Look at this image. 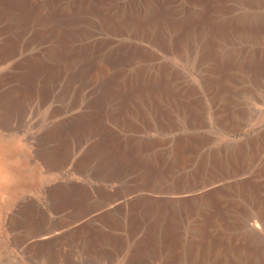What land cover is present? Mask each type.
I'll return each mask as SVG.
<instances>
[{
	"label": "rangeland",
	"instance_id": "obj_1",
	"mask_svg": "<svg viewBox=\"0 0 264 264\" xmlns=\"http://www.w3.org/2000/svg\"><path fill=\"white\" fill-rule=\"evenodd\" d=\"M103 1L104 0H58L56 3V0H32V11L34 16L32 19L34 25V34L36 36L43 38V40L45 41V45L51 50H53V52H56V53H52L50 60V65L54 70L51 77V80L53 79L51 81V89L54 90L55 93H59L62 91L63 93L62 92L61 93H62L63 103L67 105L65 106L63 104L65 106V108L63 109L65 114L59 116L58 118L68 117V116L71 117V116H75L76 114L80 118L81 116H84L86 114L84 117L91 118L92 120L94 119L93 123L95 127L98 126L97 127L98 130L100 129L102 131H106L104 133H111L114 130L116 137H121L122 135L124 138L131 135L132 133L137 134L135 130L136 129L139 130L141 128L140 124H143L142 121L145 118L144 130L139 132V134L145 136V138L150 139L151 137H159L161 140L163 139L162 141H164L165 139V141L167 142L166 147H168L172 144L173 141L177 140L181 136L199 134L200 136H203L205 140H204V144L200 143L201 146L198 147L199 149L196 150L197 152L194 151V155H197V153H199V155L202 153L203 155L209 154V156L217 155L221 159L224 158L223 160L226 161L228 160V156L231 154V150L234 151L239 146L242 147V145L243 146L249 145V143L253 142L254 140H260L262 138V136L264 135V0H224L225 2L223 0H219L220 2L215 0H209L208 10H206L207 4L202 2V0L201 2L199 0L195 3H192V5H190L189 0H183L182 7L180 4L182 0L174 3V5L176 4L178 6L175 12L177 13L179 11V15L187 14V12L191 9L193 10L195 9L197 13H200L202 11L204 16L201 17L200 23H202V18L204 19V22L212 21L213 18L214 20H217L218 18L221 19L223 17V14L225 15V12L228 10V8L231 7L233 10V14L237 18H239V22L237 29L235 30L234 33L228 34L226 37L222 36L221 39L219 40L217 39L215 41L214 44L215 46L213 45L217 49L216 51L220 55V57L226 58L228 61V63H226L227 69L225 68V72L222 75V81L224 83L222 84L221 88L223 94L218 96L216 102L218 106H223L221 108L222 111L220 110V113L224 115L225 121L228 124V128L224 129L222 126L217 125V123L215 122V109L214 107L213 108L210 107V105L208 104L207 95L200 84L202 75L205 73L204 68L206 67V71H207L209 65H212V60L208 61V63L207 60L206 63L204 60V65L200 67L197 66L196 64L195 65L188 64L186 62V59H181V57L178 55V52H180L179 54H185V53L186 55L189 54L190 53L189 49L191 48L193 50L192 53H194V55L192 54L191 58L195 59L194 56H196L197 49L201 47L200 40L206 38L204 37V35L205 36L208 35V32L206 31L205 32L203 31V33L201 34L200 33L201 30L198 27L195 33L193 34V36H191L192 39L189 38L185 42L186 43L185 45H182L184 41L183 39L185 38L184 37L185 34L184 32L180 33V37L178 38L177 41L178 43H176L177 45L174 43L173 47L170 48L171 55L167 52H163V51L162 53L160 52L161 58L159 59V61L163 63L168 62L176 67V75L173 71L172 73L167 74L166 73L167 71L163 69L162 72H160L158 75L157 82H161L162 84L165 83L163 85L167 90L166 94L170 91L168 94H170L171 96L172 95L175 96L174 98L175 102L172 108L174 114L172 115L171 124H170L171 126L174 127H172L173 129L167 131L165 130V132L159 130V126L157 127L156 125L155 127H157V129L156 130L154 129L155 119H154L153 111L152 110L147 111V108L146 109L144 108L145 104L144 105L143 103L141 104L139 111L140 114L137 115L135 113L136 115H133L134 117H132V114L130 113L136 98L134 94H136L137 92L136 90H138L137 87L139 86L138 83L139 76L137 75L135 70L136 69L141 70L143 64L146 66V63H144L143 60L142 62L141 59L138 58V56H141L142 51L140 52V50L142 49V45H148L152 49L158 50L155 46H152L147 42L148 35L142 32V29L137 30V28H135L137 27L138 23L136 22H135L136 24L134 23V21L136 20L137 22L140 23L141 26H143L142 24L148 20L147 13H149V10L151 8L150 2L152 0H143V2H141L142 0L139 1L136 0L137 2L133 0L132 4L130 3L132 2V0H105L104 2ZM83 3L84 5H82ZM143 3L147 7V9ZM214 3L216 4V6ZM98 5H99V9H98ZM125 5L128 7L126 8ZM176 5H175V9H176ZM203 7L205 9H203ZM59 8L60 10H58ZM96 8L98 11H96ZM220 8L223 9L222 10L223 12L220 10ZM141 9L144 11H142ZM92 11L93 12L95 11L96 13L94 12L93 14ZM106 12L108 14H106ZM57 13L58 16L56 15ZM105 15H107V17ZM140 17L141 19H139ZM57 18L60 19L57 20ZM35 19H37V21L39 20L38 21L39 24L38 22H36ZM62 19L63 21H61ZM65 20L66 21L68 20L67 21L68 23H66ZM57 21H59L58 24ZM133 24L136 26H134ZM62 25H64V27L61 28ZM127 25L130 26V28ZM112 26L115 27L114 28L115 32H113L112 29L110 28ZM132 26L137 30L136 31L137 34L134 33L135 29ZM116 27L117 28L119 27L121 29H117ZM104 28L106 32L104 31ZM92 31L94 33V36ZM123 31L126 34H124ZM122 33L123 35H121ZM197 33L198 35L199 34L201 35L199 39L198 37H196ZM143 34L146 35L145 38L143 37ZM178 34H179L178 32L175 33L174 31L169 33V35H171L170 38L171 39L173 38V40L174 38L175 40H177L176 37ZM136 35L138 39L136 38ZM74 36L76 37L75 39L79 38V41L77 40L78 42L74 39ZM210 36H211L210 39L214 40V36L212 33L210 34ZM88 43L89 44L93 43V45L90 44L92 47ZM94 44L96 45V47ZM192 44L194 45V47L191 46ZM60 46L61 48H63L61 52L54 51L57 50V48H59ZM175 46L176 47L178 46V48L176 49ZM86 47L89 50L85 49ZM99 47L101 50L99 49ZM181 47L182 49L184 48L186 49L188 48V49L182 50L180 49ZM36 50L37 49L35 48V51ZM97 51L99 55L97 54ZM89 52L91 53L90 54L91 56L88 54ZM97 56L98 58H95ZM128 56L129 58H127ZM131 56L133 58H131ZM250 56H252L253 60L255 61L254 63L255 65L252 64V66H250L251 65L249 64L251 61ZM90 57H92V59ZM62 58L65 59L64 62ZM122 59L125 61V63ZM85 63H87L88 65ZM106 69L108 70V72H106ZM105 72L109 74L107 75L108 77H106ZM86 73L88 74L86 75ZM117 73L118 75H116ZM135 74L136 77H134ZM177 75H179V77ZM84 77L86 78V80L88 81L90 80V81L89 82L85 81ZM127 77H129L128 78L129 80H126ZM165 78H167L166 79L167 81L165 80ZM111 81L113 83H111ZM126 81H128V83H126ZM118 82L120 83V85H118L119 84ZM80 84L83 87L80 86ZM127 84L128 86H125ZM170 85L174 87H171ZM190 85L192 87H190ZM120 86H123L125 89ZM102 87L105 88L103 89ZM118 87L122 89H119ZM101 88L102 91L100 90ZM192 88H194L195 90H192ZM116 90H118V92L121 90L122 93L120 91V93L118 94ZM125 91L127 93H125ZM121 94L123 95V97ZM133 96H135L134 99ZM201 97L203 98L204 102ZM146 100L147 98L145 96L144 102H146ZM180 100H182V103ZM192 100L194 102H192ZM168 101L170 102L171 99H169ZM116 102L119 105H116ZM54 103L55 106L60 104L59 102H55V101ZM96 103L98 106L97 105L95 106ZM183 103H184V107H183ZM128 104H130L131 106ZM186 105H188L189 107ZM50 106H52V104L47 103V105H45L44 108L36 107L33 113L32 123L39 121V118L42 119V114L44 113V110H46ZM119 108L121 109L122 113ZM167 108H169V106ZM116 109H118L119 111ZM135 109L134 111L136 112L137 109L136 110ZM123 110L124 111L126 110V112H124ZM180 111L181 112L183 111L182 112L183 115L179 114ZM223 111L225 112L223 113ZM142 112L143 115L141 116ZM185 112L187 113L185 114ZM102 115H104L106 119ZM116 115H118L117 116L118 120H115L117 119ZM199 115L200 116L204 115V117L200 118ZM124 116L125 119L123 118ZM191 117L194 118L193 123L189 122ZM228 117L229 119H227ZM102 118H104V120ZM195 120L197 121L195 122ZM191 124L194 125L191 126ZM204 124L206 125L205 127ZM127 125L129 126V128ZM95 127L94 130H96ZM175 127L177 129H175ZM38 128L40 129V126L36 125L33 128V131L37 130ZM110 128L113 130H111ZM90 131H91L90 129H86L83 135L78 134L79 137L77 136L76 138L78 140L81 139L80 140L81 143L79 142L78 144L75 143L76 140L74 142L72 140L73 136L75 135L70 134L68 136L69 154H71V157L73 156L74 157L71 159L72 163H68L66 165L65 172L72 169L74 165L73 162L75 161V159H77L78 157L84 158V153L87 150V148L93 145V140L96 138L92 137L93 135L92 133H90ZM94 135L97 137L95 133ZM80 136H84V137H80ZM90 136L92 138H90ZM208 138L211 139L207 141ZM70 141L72 142V144ZM205 143H207V145H205ZM76 147L77 148L79 147L78 150H75L77 149ZM146 152L148 153V151L144 150L142 155L147 158L149 155ZM164 156L166 155H164L163 153V158H161V161H163L164 163L162 162L161 164L166 165L167 162L168 166L167 165L164 166L165 176L164 178H162V181H160L158 186L161 190L169 185L172 175H178L181 171L180 168L177 167L175 169L176 171L174 170V172L173 171L170 172L171 166L168 164L167 157ZM96 159L97 158L93 156L88 157L86 160L91 162L85 161L84 159L85 162H83V165H81L82 170L80 171L81 173L80 182L82 183H80L81 186H80L79 196L82 197V199H84V201H81V203L83 204L85 203L84 204L85 211L83 210L79 212L78 207H75L76 208L75 209L69 207L70 206L69 204H66V206L64 205L65 207L63 208V210H60L58 214L54 213L53 210H50L52 209V206H50L48 200L45 199L44 196L45 193L43 194L44 190L43 192H39V190H41L40 188H35L37 189L36 192L30 191L29 193H26L27 196L25 195L24 192L17 194V197H15L12 201L11 208L8 210L9 214L12 215L13 217V221L9 222L10 220L7 218L6 214L0 215V264H264V229H262L260 225L257 226V222H256V214L258 209L260 207H264V141L260 143V148L257 151L254 159L245 158L244 160H242V163L239 164L240 171L238 173H241L240 177H243L244 180H246L248 183H251V185L254 188L253 192H249L247 189L244 191L238 189L237 190L238 192L230 190L226 199L222 201H218L217 206L219 205V207L215 206L216 207L215 210H219L221 212V213L219 212L220 217H215L216 215V213L214 214L215 210L213 211L209 209L205 210L203 207L200 206L191 207L190 204L189 206H185L184 209L180 207V205L177 204L176 202L172 204L169 203L168 207H166L168 208V210L165 207L163 208L157 206V208H155L154 210L151 209V212L149 214L147 213V215H145V213H143L144 215H142V212L140 213V211L139 212L136 211L133 214V217H131L129 220L124 219L123 222H121L123 224L120 225V223H118L116 224V226L114 225L113 228L111 226L110 227L104 226L101 223L102 226L101 225L98 226L97 232H100L101 233L100 235L103 237L104 234L106 233L115 234V236H113L115 237V239L113 238L112 241L110 240L107 241L105 237L104 238L101 237V239H94L93 237L90 238L89 236L81 237L79 235L80 234L79 232L78 233L74 232V230L72 229L78 226L79 224L78 221L80 222L86 221V219L92 217V215L89 216L88 214L90 213L95 214L96 212L99 211L100 208H102L104 204L102 202L103 199H101L102 194L100 193V191L102 192V190H104L105 188L111 187V190L115 192L116 189L119 190L123 189L124 184H126L127 187L135 184L137 186L138 184L137 177L140 176L139 174L134 173L133 168L129 164L127 167H124L125 169L122 167L123 169H121L120 172L118 171L119 170L118 169L116 170L118 172L114 173L111 172L112 170H114L110 163L111 158L108 159L98 158L97 160ZM101 160H103L102 161L103 163L100 162ZM107 162L109 165H107ZM89 164L90 166L87 167ZM161 164H159L160 168L162 166ZM226 165L227 164H225V166ZM83 169H85V173ZM126 170L127 172H124ZM1 172L2 171L0 169V178L2 176ZM97 173L99 174V176H97ZM39 174L40 171L37 173L38 180L40 177ZM63 176L64 175L60 176V179L62 178V180L65 181V178ZM93 176L95 177L97 176V177L95 178ZM231 180H229L230 183L233 182V178H231ZM20 186L21 185H19L18 187ZM98 188L99 190H97ZM29 196L30 198H28ZM27 200L28 201L31 200L34 203V206L37 204L36 205L37 210L33 212V214L35 215H32L31 218H25L24 215L17 213L18 207L27 204L28 202ZM2 201L4 202V200ZM31 201H29L28 203H31ZM14 203L17 206H15ZM81 203H79V206ZM37 206H40L45 211V215H43L44 218L43 217L40 218L38 214L40 212ZM75 206L78 205L76 204ZM203 217H205L206 220L209 219L207 220L210 222V223L208 222L209 229L212 233L214 232L213 234H209V237L214 238L215 244L217 242V248L213 249L210 252V254L206 256H204L202 252H200L197 255V257L195 254L196 258L193 262H191L188 260L190 254L188 250L185 248L184 243L190 239L197 238L195 225H197L198 220H201ZM58 221H61V223L64 224L63 227L61 228L56 227V225H58V223L56 222ZM217 221L220 223H218ZM98 222L99 220L93 221L91 223L90 222L85 223L84 226L86 225L85 227L92 228L98 225ZM128 222L130 225L128 224ZM58 233L61 235H59ZM56 234H58L59 236L54 237ZM37 239L40 241H38ZM139 243H141L142 247L141 249L137 250L136 248Z\"/></svg>",
	"mask_w": 264,
	"mask_h": 264
},
{
	"label": "bare ground",
	"instance_id": "obj_2",
	"mask_svg": "<svg viewBox=\"0 0 264 264\" xmlns=\"http://www.w3.org/2000/svg\"><path fill=\"white\" fill-rule=\"evenodd\" d=\"M57 1L58 0H56V3H57ZM177 1H180V0H152L150 2L151 8L149 10V13H147V15H148L147 19L148 20L142 24L143 26H141L140 23L137 22L136 20L134 21V23L135 22L138 23L137 27H135V28H137V30L142 29V32H144L146 35H148L147 36L148 37L147 42L150 45L155 46L158 50H154L148 45H142V49L140 50V52L142 51L141 56H138V58L141 59V61L143 60L144 63H146V66L143 64V67L140 66L142 68L141 70H139V69L135 70L137 75L139 76V78H138L139 86L137 87L138 88V90H136L137 92L135 91L136 94H134V95L136 96V98H135V101L133 103V107L131 108L130 113L132 114V117H134L133 115L140 114V112H139L140 106L143 103V105L145 104L144 108L145 109L147 108V111H149V110L153 111L154 119H155L154 127H155V125L157 127L159 126V130L164 131V132H165V130L167 131V130L173 129L172 127H174V126H171L170 124H171L172 115L174 114V111H172V108H173V105L175 102V99H174L175 96H173V95L171 96L170 94H168L170 92L169 90H168L169 92L166 94L167 90H166L165 86L163 85L165 83L162 84L161 82H157V81H158V75L160 72H162V69L167 71L166 72L167 74H170L173 71L176 75V67L173 66L172 64L168 63V62L163 63V62L159 61V59L161 58L162 51L167 52L169 54L171 53L170 48L173 47L174 43L175 44L178 43L177 41H178V38L180 37L181 32H184V34H185L184 35L185 38L183 39L184 41L182 44V45H185L186 44L185 42L189 38H191V36H193L195 31L199 27L201 30L200 31L201 34L203 33V31L204 32L206 31V32H208V35L207 36L204 35V37H206V38H204L203 40H200V46L201 47L199 49L196 48L197 53H196V56H194L195 59L191 58L192 54L194 55V53H192L193 50L191 48L189 49V52H190L189 54H187V55H186V53L185 54H179L180 52H178V55L181 57V59H186V62L188 64H191V65L196 64L197 66H200V67L204 65V60H205V63H206V60H207V63H208V61L212 60V65H209V67L207 68V71H206V67L204 68L205 73L202 75V79H201L200 84H201V87L204 89V91L207 95L208 104L210 105V107H212V108L214 107V109H215V122L217 123V125L222 126L224 129H227L228 124L225 121L224 115L222 113H220V110L223 106H218L216 102H217L218 96L223 94L222 88H221L222 84L224 83L222 81V75L225 72L226 63H228V61L226 58L220 57V55L216 51L217 49L214 47L215 46L214 44H215V41L217 39L218 40L221 39L222 36L226 37L228 34H232L235 32V30L237 29V26H238L239 18H237L233 14V10L230 7L225 12V15L223 14V17L221 19L218 18L217 20H214V18H213L212 21L204 22V19L202 18V23H200L201 17L204 16L202 11L200 13H197V11L195 9L194 10L191 9L189 11L187 10L188 11L187 14L179 15V11L177 12L178 14L175 12V10H177L178 6L175 4L176 5V9H175L174 3H176ZM197 1H199V0H189L190 5H192V3H195ZM215 1L220 2L219 0H215ZM135 2H137V1L135 0ZM141 2H143V0ZM200 2H201V0H200ZM202 2L207 4L206 10H208L209 0H204V1L202 0ZM130 3L132 4L133 0ZM180 4L182 7L183 0ZM82 5H84V3ZM144 6H145V4H144ZM215 6H216V4H215ZM127 7L128 6H126V8ZM205 7H206V5H205ZM98 9H99V5H98ZM133 9H134V6H133ZM146 9H147V7H146ZM203 9H205V8L203 7ZM58 10H60V8ZM220 10L222 11L223 9L220 8ZM96 11H98L97 8H96ZM142 11H144V10H142ZM56 12H58V11H56ZM94 12L92 11L93 14H94ZM119 13H120V11H119ZM106 14H108V13L106 12ZM56 15L58 16V13ZM112 15H114V14H112ZM105 16L107 17V15H105ZM33 17L34 16H33V11H32V0H0V169L2 171L1 172L2 176L0 178V199L4 200V202L2 200H0V202H1L0 203V215L6 214L7 218L10 220L9 222L13 221L12 215H10L8 212V210L11 208V204H12L13 199L15 197H17V194H19L21 192H24L25 195H26V193H29L30 191L36 192L37 189H35V188H40L41 190H39V192H43V190H44L43 194L45 193L44 194L45 199H47L48 202L50 203V206H52V209H50V210H53L54 213H56V214H58L60 212V210H63V208L66 206V204H69L70 205L69 207H71V208L78 207L79 212H81L83 210L85 211V208H84L85 203L84 204L81 203V201H84V199H82V197L79 196L80 186H81L80 183H82V182H80V179H81L80 178V175H81L80 171L82 170L81 165H83V162L88 161L86 159L88 157H91V156H93L97 159L98 158H101V159L111 158L110 163L112 165V168L114 169L111 172H114V173H116L118 171L120 172L121 169H123L124 167H127L129 164L133 168L134 173L139 174L140 177H137V181H138L137 186L135 184V185H130L127 187L126 184H124L123 189H120V190L116 189L115 192H113L111 190V187L105 188L104 190H102V192L100 191V193L102 194V196L101 195L100 196L102 197L101 199H103L102 202L104 205L95 214H92V213L88 214L89 216L92 215V217H94L95 219L92 217H91L92 218L91 219L89 217V219H86V221H83V222L78 221V223H79L78 226H76L72 229V230H74V232H77V233L79 232L80 233L79 235L81 237L89 236L90 238L93 237L94 239H101V237H103V236L100 235L101 234L100 232H97L98 226H100L101 223L104 226H107V227L111 226L113 228L114 225L116 226V224H118V223H120V225L123 224L121 222H123L124 219L129 220L131 217H133V214L136 211L137 212L140 211V213L142 212V215H144L143 213H145V215H147V213L149 214L151 212V209L154 210L155 208H157V206L166 208V207H168L169 203L172 204L175 202L177 204H179L180 207H182V208H184L185 206H189V204H190L191 207L200 206V207H203L205 210L209 209V210L213 211L216 209L215 206H217L218 201H222V200L226 199L230 190L237 191L238 189H240L241 191H244L247 189L249 192H253L254 188L251 185V183H248L246 180L243 179V177H240L241 173H238L240 171V165L239 164H241L242 160H244L245 158L246 159H251V158L254 159L257 151L260 148V143H262L264 141V135L262 136V138L260 140H254L253 142L249 143V145H244V146L242 145V147L239 146L234 151L231 150V154L228 156V160L226 161V160H223L224 158L221 159L217 155L209 156V154L203 155V153L200 155H199V153H197V155H194V151L198 150L199 149L198 147L201 146L200 143L204 144V140H205V138L203 136H200L199 134L198 135H196V134L192 135L191 134V135L181 136L177 140L173 141L172 144L168 147H166L167 142L165 141V139H164V141H162L163 139L161 140L159 137H151L150 139L145 138V136L139 134V132L144 130L145 118L142 121L143 124H140L141 128L139 130H137V129L135 130V132H137V134L132 133L131 135L127 136L126 138H124L122 135H121V137H116V135L114 133L115 131L111 128L110 129L113 130V132H111V133H104L106 131H102L100 129L98 130L97 129L98 126L95 127V125L93 123L94 119L92 120L91 118L84 117L86 114L84 116L80 115L81 116L80 118H79V116H77V114L75 116H71V117L68 116V117L58 118L59 116L65 114L63 109L67 105H65L63 103V100H62V93L63 92L61 91L62 93L61 92L55 93L54 90L51 89V81L53 80V79L51 80V77H52L54 70L52 69V66L50 65V60H51L52 53H56V52H53V50H51L50 48H48L45 45V41L43 40V38L36 36L34 34V25H33V19H32ZM47 17H48V15H47ZM129 17H130V15H129ZM137 18H138V16H137ZM59 19L57 18V20H59ZM126 19H127V17H126ZM139 19H141V17ZM35 20H36V22L39 21V20L37 21V19H35ZM91 20H92V18H91ZM61 21H63V19ZM67 21H66V23H68ZM58 22L59 21H57V24H58ZM120 22H122V21H120ZM242 22H243V20H242ZM112 23H113V20H112ZM125 23H128V22H125ZM38 24H39V22H38ZM55 25H56V23H55ZM121 26H123V25H121ZM134 26H136V25H134ZM62 27H64V25H62L61 28ZM119 27L118 28L116 27V28L121 29ZM128 27L130 28V26H128ZM105 28H106V26H105ZM105 28H104V31H105ZM110 28L112 29L113 32H115L114 26H112ZM137 30L135 29V32L134 31H132V32L137 34L136 33ZM172 31H174L175 33H177V32L179 33L176 37L177 40H175V38H174V40H173V38L172 39L170 38L171 35H169V33H171ZM87 32H88V30H87ZM147 32H148V34H147ZM92 33H93V31H92ZM123 33L126 34L124 31H123ZM123 33L121 35H123ZM139 33H140V31H139ZM211 33L214 36V40L210 39ZM89 34H91V33H89ZM145 34H143L144 38L146 36ZM140 35H141V33H140ZM197 35H198V33H197ZM197 35H196V37H198V39H199V37L201 35L200 34L198 36ZM93 36H94V33H93ZM75 38L76 37L74 36V39ZM83 38H84V36H83ZM136 38H137V35H136ZM75 40L79 41V38L75 39ZM114 41H116V40H114ZM145 41H146V39H145ZM94 42H95V40H94ZM197 42H199V41H197ZM88 44H86V45H88ZM91 45H93V43ZM117 46H119V45H117ZM191 46L194 47L193 44ZM87 47L85 49H87ZM95 47H96V45H95ZM111 47H113V46H111ZM35 48L37 49L36 51H35ZM177 48H178V46L176 47V49ZM62 49L63 48H61V46H60L59 48H57V50H54V51L61 52ZM91 49H90V51H91ZM99 49H100V47H99ZM180 49H182V47ZM184 49H186V48H184ZM184 49H182V50H184ZM73 50H75V49H73ZM87 50H89V49H87ZM116 52H117V49H116ZM71 53H73V52H71ZM114 53H115V51H114ZM133 53H134V51H133ZM135 53H136V50H135ZM135 53H134V55H135ZM88 54L90 55L91 53L89 52ZM97 54H98V51H97ZM105 54H106V52H105ZM84 55H85V53H84ZM85 57H87V56H85ZM250 57H251V61L249 64H251L250 66H252V64H254L255 61L253 60L252 56H250ZM90 58L92 59V57H90ZM95 58H98V56ZM127 58H129V56ZM131 58H133V57L131 56ZM64 61H65V59H63V62ZM87 61H88V59H87ZM189 62H191V63H189ZM116 63H118V62H116ZM124 63H125V61H124ZM85 64H87V63H85ZM103 64H104V62H103ZM127 65H125V66H127ZM90 66H92V65H90ZM129 67H130V65H129ZM152 67H154V68H152ZM86 69H87V67H86ZM63 71H64V69H63ZM94 71H96V70H94ZM100 71H98V72H100ZM106 72H108L107 69H106ZM106 72H105L106 77H108L107 75H109V74H107ZM118 73H121V72H118ZM118 73L116 75H118ZM77 74H79V73H77ZM81 74H83V73H81ZM87 74L88 73H86V75ZM92 74H94V73H92ZM61 75H62V73H61ZM161 75H163V74H161ZM119 76H121V75H119ZM165 76H166V74H165ZM172 76H174V75H172ZM177 76L179 77V75H177ZM75 77H76V75H75ZM82 77H83V75H82ZM134 77H136V74ZM128 78L129 77H127L126 80H129ZM75 79H77V78H75ZM84 79H85V81H88V80H86L85 77H84ZM166 79L167 78H165V80ZM133 81H135V80H133ZM111 83H113V82L111 81ZM126 83H128V81H126ZM129 84H130V82H129ZM118 85H120V83ZM121 85H122V83H121ZM80 86H82V85L80 84ZM125 86H128V84ZM170 86L174 87L172 85H170ZM170 86H169V88H170ZM120 87L124 88L123 86H120ZM129 87H130V85H129ZM190 87H192V86L190 85ZM70 88H72V87H70ZM102 88L100 89L101 91H102ZM122 88H119V89H122ZM116 89H117V87H116ZM109 90H111V89H109ZM109 90H107V91H109ZM127 90H128V88H127ZM192 90H195V89L192 88ZM68 91H69V89H68ZM114 91H115V89H114ZM116 91L118 92V90H116ZM120 91L118 92V94L120 93ZM126 91H125V93H127ZM121 93H122V91H121ZM173 94H174V92H173ZM132 95H133V93H132ZM108 96H110V95H108ZM135 96H133V99ZM145 96L147 98L146 102H144ZM105 97H107V96H105ZM122 97H123V95H122ZM169 99H171L170 102L168 101ZM202 100H203V98H202ZM54 101L59 102L60 104L55 106ZM180 101L182 103V100H180ZM192 102H194V101L192 100ZM203 102H204V100H203ZM47 103L52 104V106H50L49 108L44 110V113L42 114V119L39 118V121L32 123V117H33V113H34L35 108L36 107H43L44 108L45 105H47ZM178 103H179V101H178ZM104 104H105V101H104ZM107 104H108V102H107ZM120 104H123V103H120ZM96 105H97V103L95 104V106ZM116 105H119V104H117V102H116ZM128 105H130V104H128ZM135 106H136L137 110L135 109ZM168 106H169V108H167ZM186 106H188V105H186ZM183 107H184V103H183ZM134 109L136 110V112L134 111ZM112 110H114V109H112ZM116 110H118V109H116ZM175 110H177V109H175ZM120 111H121V109H120ZM108 112H109V110H108ZM124 112H126V110ZM143 112H144V110H143ZM143 112L141 113V116L143 115ZM175 112H177V111H175ZM180 112H179V114L183 115V113H182L183 111L181 112L182 114ZM224 112L225 111H223V113ZM227 112H229V111H227ZM115 113H118V112H115ZM121 113H122V111H121ZM186 113L187 112H185V114ZM230 113H231V111H230ZM102 116L104 117V115H102ZM117 116L118 115H116V118H117ZM139 117H140V115H139ZM201 117H204V115L200 116V118ZM104 118L106 119V117H104ZM104 118H102V119L104 120ZM119 118H121V117H119ZM123 118L125 119V116ZM100 119H99V121H100ZM129 119H130V117H129ZM227 119H229V117ZM115 120H118V118ZM139 120H142V119H139ZM197 120H195V122ZM112 121H114V120H112ZM101 122H102V120H101ZM189 122L193 123L194 118L191 117ZM127 123H128V121H127ZM150 123H151V121H150ZM205 124H206V122H205ZM205 124H204V127L206 126ZM36 125L40 126V129L38 128L37 130L33 131V128ZM161 125H162V127H161ZM193 125L194 124H191V126H193ZM197 125H198V123H197ZM152 126H153V124H152ZM178 126H179V124H178ZM94 127L96 130H94ZM157 127H155L154 129L156 130ZM176 127H175V129H177ZM122 128H123V126H122ZM128 128H129V126H128ZM131 128H132V126H131ZM197 128H198V126H197ZM86 129H90L91 130L90 133H92V135H93L92 137H95L96 139L93 140V145H91V146H89L90 144L88 145L89 147L87 148V150L84 153V158L82 157L83 158L82 159V158L78 157L77 159H75V161L73 162L74 165H73L72 169L65 172L66 165L68 163H72L71 159L74 157V156L71 157V154H69L68 136L70 134L75 135V136H73L72 140H73V142L76 140L75 143L78 144L81 139L78 140L76 137L78 136V134L83 135L84 132L86 131ZM93 130H94V132H93ZM108 132H109V130H108ZM88 133H89V131H88ZM94 133L97 135V137L94 135ZM80 137H84V136H80ZM92 137L90 136V138H92ZM177 137H179V136H177ZM210 139L208 138V140L207 139L206 140L209 141ZM71 144H72V142H71ZM205 145H207V143H205ZM78 148L75 150H78ZM232 148H234V147H232ZM221 149H222V147H221ZM144 150L148 151V153L146 152L149 155L147 158L142 155ZM163 153H164V155H166L164 157H167L168 164L171 166L170 172H172V171L174 172V170L177 167H179L181 171L178 175H172L169 185L161 190L158 186H159L160 181H162V178H164V176H165L164 175L165 174V167L164 166L167 165V162H166V165L161 164L163 162V161H161V158H163ZM84 159H85V161H84ZM102 161L103 160H101L100 162H102ZM88 162H91V161H88ZM88 162H87V164H88ZM104 163H106V162H104ZM159 164L162 165L161 168H160ZM225 164H227V165L225 166ZM107 165H109L108 162H107ZM89 166H90V164L87 167H89ZM19 170H21V171H19ZM83 170L85 173V169H83ZM116 170H118V171H116ZM39 171H40V174H39L40 177L38 180L37 173ZM86 171H87V169H86ZM98 172H100V171H98ZM124 172H127V170ZM101 173H103V172H101ZM66 174H67V176H66ZM111 174H113V173H111ZM62 175H64L63 177L65 178V181H63L62 178L60 179V176H62ZM97 176H99L98 173H97ZM100 176H101V174H100ZM93 177H95V176H93ZM231 178H233V182L230 183L229 180H231ZM83 179H85V178H83ZM135 180H136V178H135ZM108 181H109V179H108ZM121 182H122V180H121ZM19 185H21V186L18 187ZM32 188H34V189H32ZM99 188L97 190H99ZM81 193H83V192H81ZM22 195H24V194H22ZM28 198H30V196ZM32 198H33V196H32ZM31 200H33V199H31ZM31 200H29V201H31ZM34 200H36V199H34ZM228 201H229V199H228ZM28 202H27V204H24L23 206L18 205L19 207L17 209V213L24 215L25 218H31L32 215H35V214H33V212L37 210L36 209L37 204L34 206V203L32 201H31V203H28ZM79 203H81L80 206H79ZM76 204L78 206H75ZM14 205H15V203H14ZM15 206H17V205H15ZM37 207L39 208L40 213H38V214L41 218V217H43V215H45V211L40 206H37ZM217 207H219V205ZM166 209L168 210V208H166ZM219 212H220L219 210L214 211V214L216 213L215 217H220L221 212L220 213ZM200 215H202V214H200ZM35 219H38V218H35ZM40 220H42V219H40ZM98 220H99L98 225H96L95 227L87 228V227H85L86 225L84 226L85 223H89V222L91 223L93 221H98ZM207 220H209V219H207ZM207 220L205 219V217H203L201 220H198L197 225H195L197 238L190 239L184 243L185 248L188 250V252L190 254L188 257V260L191 262H193L195 260V258L197 257V255L200 252H202L203 255L206 256V255L210 254V252L213 249L217 248V242L215 244L214 238L209 237V234H213L214 232L212 233L210 231V229H209V223L210 222ZM14 221H16V220H14ZM169 221H171V220H169ZM39 222H42V221H39ZM256 222H257V226L260 225V227L262 229H264V207H260L258 209L257 214H256ZM56 223H58V225H56L57 228H61L64 225L63 223H61V221H58ZM134 223H135V221H134ZM218 223H220V222H218ZM128 224H129V222H128ZM215 224H216V222H215ZM72 225H74V224H72ZM109 233H111V232H109ZM58 234H56L54 237H56V236L58 237L59 235H61V234H59V235ZM113 236H115V234H107V233L104 234V237L107 239V241L108 240L112 241L113 238L115 239V237H113ZM55 240H57V239H55ZM38 241H40V240H38ZM45 241H47V240H45ZM141 243H139L137 245V248H136L137 250L141 249V247H142ZM203 246H205V247H203ZM247 252H248V250H247ZM195 254H196V257H195Z\"/></svg>",
	"mask_w": 264,
	"mask_h": 264
}]
</instances>
